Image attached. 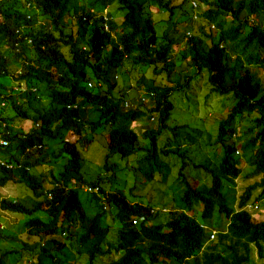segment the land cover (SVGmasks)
I'll return each mask as SVG.
<instances>
[{
	"label": "trees",
	"instance_id": "trees-1",
	"mask_svg": "<svg viewBox=\"0 0 264 264\" xmlns=\"http://www.w3.org/2000/svg\"><path fill=\"white\" fill-rule=\"evenodd\" d=\"M29 1L37 12L27 19L21 7ZM81 1L0 0V81L13 75L24 59L29 64L19 78L27 90L44 85L38 93L49 101L40 110V97L31 91L7 96L5 110L33 122L20 134L1 130L10 117L0 107V135L9 139L7 147H0V158L13 166L0 164V185L19 181L31 192V207L19 202L8 208L26 217L20 227L34 240L21 238L15 228L0 230L5 243L0 264H75V254L85 256L84 264H96L97 257L102 264H253V247L264 264V219L244 209L258 201L260 207L264 200V83L254 79L257 70L264 74V0H196L197 18L191 22L173 17L187 0L178 5L173 0H97V9L116 3L120 23L109 13L90 12ZM148 6L166 17L155 20ZM104 15L113 35L102 28ZM184 22L191 28L197 23L190 36L182 32ZM22 25L32 39L30 47L24 35L18 38L15 33ZM181 42L180 61L186 64L176 68L172 47ZM124 64L152 66L170 85L136 79L137 86L154 93L153 102L124 111V94L115 93L114 78ZM203 71L208 98L229 94L232 100L226 114L214 118V133L204 127V119L203 128L170 122L176 107L170 96L176 91L186 92L177 101L198 110L194 100L202 90L198 81L195 93L189 84ZM5 92L0 87V102ZM206 97L205 92V102ZM246 118L250 121L234 137L238 122ZM135 121L143 122L140 130L132 126ZM106 131L105 165L93 183H103L102 197L91 194L95 209L90 211L77 189L68 190L66 184L88 177L81 170L82 149ZM167 132L171 135L165 136ZM69 134L74 138H67ZM243 163L248 165L245 178L260 179L236 197L234 180L243 172ZM41 165L45 172H32ZM173 167L177 173L170 181ZM55 172L62 184L47 198L43 179ZM126 174L140 188L155 186L156 194V183L165 186L170 192L165 212L158 208L150 213V202L143 203L133 189L126 194ZM162 213L164 219L153 223ZM210 229L215 230L211 239ZM113 252L115 257L105 260Z\"/></svg>",
	"mask_w": 264,
	"mask_h": 264
},
{
	"label": "rangeland",
	"instance_id": "rangeland-1",
	"mask_svg": "<svg viewBox=\"0 0 264 264\" xmlns=\"http://www.w3.org/2000/svg\"><path fill=\"white\" fill-rule=\"evenodd\" d=\"M187 1L191 2V0H187ZM187 1H185L182 4V6H183L182 9L183 10L187 9V11L190 12L191 8H190V5L189 6L187 5ZM173 3L175 5H178L181 3V0H173ZM178 9L179 8H176V12H175L174 17H177L180 20L184 19L186 16H182L179 13ZM146 10L148 12L152 11V16L155 20H159V19L166 17V13L159 12V10L156 7H149L148 6L146 8ZM97 11L98 12L103 11L104 14L106 11V13H109V15L111 14L115 19H118L121 17L120 16L121 11H120V9L116 3H112V4H110L109 7H105V10L100 6L97 9ZM196 26H197V23L193 22L192 28L190 26H187V30L195 31ZM204 29L210 30L209 26H206ZM206 32H208V31H206ZM182 49H183L182 42L176 43L172 47L173 59H174V61H176V68H178V66L180 64L181 65L186 64V62H184L183 60H182V62L180 61L182 59V56H181ZM122 70H128L129 72H128V74H126L127 80H125L124 76L121 75L120 78L118 79L119 82L124 81L123 83H128V84L137 86L136 79H138L140 77H144V78H154L157 83H163V84L170 85V82L163 76V74L156 75L153 73V67L152 66H140L138 69H136V68L134 69V68L128 67V65L124 64V66L122 67ZM189 70H190V72L194 73V70L191 67L189 68ZM256 73L257 74H256V76H254V79L260 80L261 82L264 83V74L261 73L260 70H257ZM173 77H176V75L172 74V77L170 76L171 79H175ZM206 77H207V73L205 71H203L201 73V78L196 77L189 84V90H191L192 92L195 93L196 86H197L196 81H198V84L200 85V89L202 90L198 94L199 97L195 96V100H194L195 104H196L195 106L198 107V110L196 109V107L188 108V105H186V103H183L181 101H177L180 98H182V96H180L179 94H181V93L185 94L186 92H180V91L177 92L176 91L170 96V100L176 106L175 109L171 113V119H170L171 123L194 125L195 127L203 128L202 126H203V119H204L205 120L204 127L206 128V126H208V129L213 133L216 131L218 120L226 114L228 105L231 104L232 100L230 98L231 95H229V94L220 96L216 93H213L214 95H212L211 98H208L209 97V91H208V85H207V78ZM118 81H117V88L115 89V91H116L115 93L120 95L122 93V87ZM182 81L183 80H181V82ZM37 86H38V88H41L42 84H38ZM138 89H141V88L139 86H137V90ZM191 91L188 93L189 95L194 94V93L191 94ZM205 92L207 94L206 100L208 99V102H205V100H204ZM36 95H39V94H36ZM130 97L132 98L133 96H130ZM200 97H201L202 101H201ZM22 101H23V99H20L19 103H21ZM43 103H46V102L43 101ZM187 109H188V111H186ZM220 111H221V113H220ZM30 112H32V111H30ZM214 118L215 119L218 118V120L216 121V120H214ZM20 120L21 121L16 122V126L20 127L22 130L27 132L28 129L32 127L31 121L28 119H20ZM249 121H250V118H246L245 120H241L240 122H238L236 136L238 135V133H241L244 130L245 125ZM136 122L137 121L132 123V126L135 123V131L140 130L141 126L143 125V122H137V123ZM14 131H20V129H17ZM170 135H171V133L167 132L165 136H170ZM67 138H69L71 140L74 137L69 134ZM106 141H107V131H106L105 135H102V132H101V133L95 135L92 143L87 148L82 149L83 161H82L81 169H82L83 173H85V174L87 173L91 176L99 175V173H100L99 170H102L104 165H105V155L107 152ZM139 143L144 144L145 141L139 139ZM115 157H113V158H115ZM197 161H198V158H197ZM54 164H50V165H54ZM173 168L174 169L172 170L171 177L169 178L170 181L173 180V176L177 173V167L176 168L173 167ZM241 168H242L243 172L241 173V175L236 180H234V185H233V189H234L236 197H238L243 192V190L245 189L246 186L251 185L260 179V176H256V177H252V178H245L244 177V170L248 168V165L246 163H243L241 165ZM45 171H46L45 165L37 166L36 168L32 169V172L37 173V174L40 172H45ZM85 177H87V176L85 175ZM126 177L129 181V183L125 187V193L126 194L129 193L130 189H133L135 196L142 199L143 203H146V202L149 203L151 201V204L153 205L152 207H154V208H162V207L167 208L168 207L167 202H168V198L170 197V192L165 188V186L159 185L156 183V186L159 188V191H158L159 194H156V187L155 186L143 185L142 188H140L139 185H137L136 183H134L132 181L131 175L126 174ZM85 181L89 182V179L86 178ZM10 183H12V182H10ZM45 184H48V182L46 181ZM135 185L137 186V188H134ZM8 190H10V191L8 193H5L0 188V196H8V194H12V195H14L12 198L19 200V202L23 203L25 206H27V207L32 206L31 205L32 201L30 198L31 192H29V194H28L23 188H19L15 185H11ZM3 193L6 195H2ZM257 193H258V189L252 193V197H251L250 201H252L254 199V197L257 195ZM78 196H79L80 201L84 204V202L87 200V193L84 192L82 189H79L78 190ZM9 197H11V196H9ZM89 208L91 210L94 209V203L93 202L89 203ZM251 214L255 215V217L258 220L264 219V205L261 207V212H254ZM162 219H164V214H161L158 217H156L155 221H161ZM23 220H24L23 215L21 217L19 215L11 214L8 212H0V223L3 224V226H4L3 229L15 228V231L18 233V234L17 233L16 234L20 235L21 238H26V239H30V241H34L32 239V237L27 235V233L24 232V229L22 227H20V222ZM9 231H8V233H9ZM58 236L60 237V240H64L66 237L65 236L63 238L62 234H59ZM103 243H105V240L103 241ZM4 244L5 243H4L3 239H0V246H3ZM104 245H103V247H104ZM75 257H76V263L75 264H84L85 256H83V258H79L78 255L75 254ZM113 257H115V254H111L110 256H107L105 258V260H109ZM98 259H99V257L96 258V264H102L100 259H99V262L97 261ZM252 259H253L252 260L253 264H261L262 263V261L260 259H256V252H255L254 247L252 249Z\"/></svg>",
	"mask_w": 264,
	"mask_h": 264
},
{
	"label": "clouds",
	"instance_id": "clouds-1",
	"mask_svg": "<svg viewBox=\"0 0 264 264\" xmlns=\"http://www.w3.org/2000/svg\"><path fill=\"white\" fill-rule=\"evenodd\" d=\"M81 2L85 5V7L87 9H89L90 12H94V13L97 12V13H99L97 11V7H98L97 0H83ZM187 5L188 6L190 5V8H191V11L190 12L187 11V9L183 10L182 8H179L180 10L179 9L178 10H179V13L182 16H186L184 19H189V21L191 22L192 19L195 20L197 18V13H198V7L197 6H198V4H197L196 0H191V2L190 1H187ZM21 11L25 12L27 19H30L33 16V13L37 12V8H36V6H35V4L33 2L29 1V2H26L25 4L22 5ZM175 12H176V10H175ZM175 12L173 13V17L175 15ZM100 13H103L104 14L103 11L100 12ZM105 14H106V11H105ZM120 16L121 17L118 18V19H115L114 17L113 18L120 23V21L122 19V12L120 13ZM104 17H105V15H104ZM181 20H183V19H181ZM154 23H155V21H154ZM184 25H186V29L184 31H182V32L186 36H190V32L192 30H187V26H190L191 27V25L189 24V22H184ZM102 28H103L104 31L109 32L111 35H113V32L109 28V24L107 22V18L106 17H105L104 24L102 25ZM212 28L213 27H211V29ZM24 29H25V26L22 25V26L18 27L15 30V33L17 34L18 38H20L21 36L24 35V33H23ZM23 40L26 41V44L29 47L31 46L32 39L29 36L24 35L23 36ZM4 49L5 50L9 49V51H10V48H8V45H6V44L4 45ZM15 52H18V48L15 49ZM65 53H66V50H65ZM66 55H67V53H66ZM171 59L174 60L173 59V53L171 55ZM22 62L23 63L16 69V71L14 72L13 75H10L8 77V79L5 80V81H0V87L1 88H4L5 91H6L5 94L2 95V101L0 102V107H2V109H4V112L6 114H8L9 117H10L9 120L7 121V124L6 123H2L1 130L3 132H5V133H9V134H20L22 132H26V131L22 130L20 127L16 126V122L17 121H21L20 118L12 117L11 116V113L8 110H5L6 109V106H7V99L6 98H7L8 95H11V94H15L16 95L17 93H22V92H24V91L27 90L26 89V86H25V81L24 80H21L19 77L23 74L25 66L28 65L29 63L26 60H24V59H23ZM31 65L35 67V63H31ZM126 71L127 70H122V68H119V70L117 71V74L114 75V78L116 79V81H118V79L120 78L121 75H123L124 76V79L127 80L126 74H128V73ZM34 81H35V83H38L36 80H34ZM123 82L124 81L119 82L121 84V87H125L127 85H131V84L125 85ZM89 84L90 83H88V85ZM37 85L38 84H33L29 88V90H27V91L33 92L35 97H40L39 100H38L40 102L39 105H38V109L42 110L43 108H45L47 106V104H48L49 101H48V98L43 97V96H40V94L38 93L39 90L41 91V90L44 89V85H42L41 88H38ZM131 87H132L131 89H122V90H124V91H122V93L124 94V98L122 100V104H121L120 107L124 111L127 110V109H135V108H137L139 106H144V105H149V104L151 105L152 104V102H153L152 99L154 97V93L153 92L147 91V90H145L143 88L137 90V87L135 85H131ZM36 94H39V95H36ZM130 96H133V97L131 98ZM43 101H45L46 103H43ZM206 102H208V99L206 100ZM30 114L31 115H34L35 114V111L30 112ZM31 123H32V127H33V122L31 121ZM7 126L9 127V129H6ZM17 129H20V131H14V130H17ZM30 129L31 128H29L28 131ZM236 133H237V131H236ZM239 134L240 133H238V135ZM234 137H236V134L234 135ZM8 145H9V139L6 136H4L3 134H1L0 135V147L5 148ZM35 147H39V145H34L32 148H35ZM26 150H29V148H26ZM236 151H237V153H239L238 152V147H237V150ZM0 164L5 165L6 168H13L12 164H10V163L7 164L1 158H0ZM99 171H100V173L97 176H91V175H89V174L86 173L88 175L87 178L89 179V182H86L85 181L86 178L84 177V182H77V180L71 179L66 184V187L68 188V190H70V189L76 190L77 189V191H78L79 189H82L84 192L87 193V200L84 202V205L90 211H93L95 209V202L91 198V194H97L100 197H102V194L100 193L101 190H99V186L103 189V183L100 181L99 182V186L93 184L98 179V176L102 175V173H103V170H99ZM55 174H56V176H54V177H51L50 174L44 176V179H43V181H44L43 190H44L45 196L47 198H50L51 197L50 192H51V190L54 189V187L61 186V184H62V182L60 180H56V179H60L59 175H57V172H55ZM46 181L48 182V184H45ZM10 182H12V183H10ZM18 182L19 181L8 180L4 185H0V188L5 193H8L10 191V190H8L9 187L11 185H15V186H17L19 188H23L29 194L30 191L23 184L18 183ZM2 195H6V194L3 193ZM9 196H11V197H9ZM13 196L14 195H12V194H8V196H0V212H8V213L16 214V215H19V216L22 217L21 214L14 213V212L11 211L10 208H8V205H17V203H19V200L12 198ZM2 201H3V206H2ZM90 202H93L94 203V209L93 210H91L89 208V203ZM257 203H255L252 206H250V204H246V206H245L244 209H246L248 211L250 210L251 213L261 212V207L264 205V200H262V203L263 204L260 207L257 206ZM150 205L153 206L151 204V201H150ZM107 207L108 206L106 204H104V208H107ZM162 208L163 209L160 210V211L165 212L166 208H164V207H162ZM156 209H158V208H154V207L151 208L150 209V213L154 214ZM24 218H26V217L23 216V219ZM154 222H155V219H154L153 223ZM3 227H4L3 224L0 223V230L1 231H3ZM205 229H206V227H205ZM210 231L211 232L209 234V239L212 238L211 235H213V233L215 232V230L210 229ZM61 234L64 237V234L63 233H61ZM113 254H115V253L113 252ZM256 259H258L257 258V255H256ZM29 262H30V264L32 263L31 261H29Z\"/></svg>",
	"mask_w": 264,
	"mask_h": 264
},
{
	"label": "built area",
	"instance_id": "built-area-1",
	"mask_svg": "<svg viewBox=\"0 0 264 264\" xmlns=\"http://www.w3.org/2000/svg\"><path fill=\"white\" fill-rule=\"evenodd\" d=\"M212 236V235H211Z\"/></svg>",
	"mask_w": 264,
	"mask_h": 264
}]
</instances>
